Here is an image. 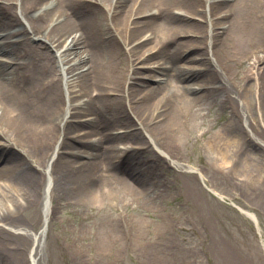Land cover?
I'll use <instances>...</instances> for the list:
<instances>
[{
	"label": "bare ground",
	"instance_id": "bare-ground-1",
	"mask_svg": "<svg viewBox=\"0 0 264 264\" xmlns=\"http://www.w3.org/2000/svg\"><path fill=\"white\" fill-rule=\"evenodd\" d=\"M261 31L264 0H0V260L34 264L31 232L60 208L156 203L143 171L180 170L192 138L215 170H264ZM227 110L237 139L206 116ZM123 222L138 227L119 213L99 230Z\"/></svg>",
	"mask_w": 264,
	"mask_h": 264
},
{
	"label": "rangeland",
	"instance_id": "rangeland-1",
	"mask_svg": "<svg viewBox=\"0 0 264 264\" xmlns=\"http://www.w3.org/2000/svg\"><path fill=\"white\" fill-rule=\"evenodd\" d=\"M261 34L264 36L263 31ZM258 38L257 43L262 42L260 32ZM231 67L238 71L235 62ZM155 81L152 79L150 84ZM227 111L215 119V108L206 116L217 128L227 127L237 139L234 120L232 126H227ZM206 130L211 133L215 129ZM198 139L196 142L192 138L183 147L180 170L166 169L150 175L143 171L141 185L160 193L156 203H148L143 196L122 202L123 195L117 191L105 210L96 204L73 211L60 208L53 221L49 214L46 235L39 239L40 226L31 232L36 242L40 240L38 248L35 243L34 264H264V170H251L250 177L242 176L238 164L224 171L215 170L206 139ZM245 147L254 158H260L255 144ZM78 160L85 161V157ZM191 169L198 174L185 173H192ZM45 185L44 189L50 187V191L51 177H46ZM45 200L43 195L28 218L40 215ZM47 201L50 204L49 194ZM113 201H117V209ZM240 210L252 213L257 223ZM119 213L136 218L137 229L133 222L121 230L123 222L110 227V232L99 230L102 220ZM0 264L9 263L0 260Z\"/></svg>",
	"mask_w": 264,
	"mask_h": 264
}]
</instances>
